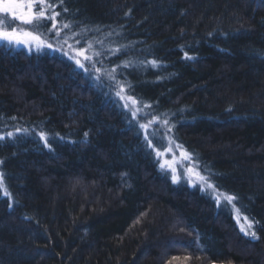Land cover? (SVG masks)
I'll return each instance as SVG.
<instances>
[{
    "label": "trees",
    "instance_id": "obj_1",
    "mask_svg": "<svg viewBox=\"0 0 264 264\" xmlns=\"http://www.w3.org/2000/svg\"><path fill=\"white\" fill-rule=\"evenodd\" d=\"M45 3L39 33L94 61L0 42V264H264V0ZM105 75L231 210L173 181Z\"/></svg>",
    "mask_w": 264,
    "mask_h": 264
},
{
    "label": "rangeland",
    "instance_id": "obj_2",
    "mask_svg": "<svg viewBox=\"0 0 264 264\" xmlns=\"http://www.w3.org/2000/svg\"><path fill=\"white\" fill-rule=\"evenodd\" d=\"M39 10L40 8L38 6H34L32 9L34 13L39 12ZM46 10L47 8L45 9L46 15L50 16V14L46 12ZM5 20H7L9 24L11 23L10 27L6 30L11 31L12 29H16L20 32H32L35 35H39L41 39L46 42V44L52 45L51 48L45 46L42 47L41 49H36L35 46H32L30 49L29 45L26 44L15 45L16 47H23L29 50H42L45 48L50 49L52 51L59 50L69 58L73 59L75 62L79 60L80 64H78V66L81 67V65H83V68H87V69L90 67L89 64H91L92 61H94V56L87 48L85 49L77 48L71 41H68L67 43L63 42L64 44L61 42L59 44L57 40H55L57 35H55V37L53 38L54 42L49 41L48 39L43 37L37 29L40 28V24L43 23L44 21H41L39 25H35V22L33 25L21 24V22L18 19L15 20V22H12V17L10 14L0 13V23L5 22ZM81 52H83L84 54L80 55ZM85 56L90 57V59H85L84 58ZM96 73L99 76L100 73L99 72ZM105 76L109 79L107 83H109L110 85L108 86L110 88L115 89V91L119 93L120 99L122 100L124 105H127L126 108L128 109V111H130L132 115L133 112H136V115L133 117L136 118L138 121H141L143 125H147V128L149 129L150 132H147L146 134L148 139L151 140V144L153 145V142L157 143V141H159L160 146L155 147V150L161 153V155L159 156L157 155V156L161 160V165H164L163 169L171 176V178L173 179L174 176L176 177V179L175 180L173 179V181H175L176 183H186L192 187H199L202 191L210 193L216 199L219 206H225L227 209L231 210L232 207L234 206V201L228 202L225 199V196H229V195L219 192L215 188V186L214 188L207 187V183L200 180L199 178L200 176L206 178H208V176L200 169L196 161L193 159L192 154L189 153L185 148H183L179 142L174 140L172 136H170V131L167 130L168 128L167 125L164 124L162 128H158L156 131V129L152 127L148 122V119L150 118H146L144 114L146 113L145 109L141 105H139L134 98H132L131 96H129L124 92L125 91L123 88L124 85L121 82V80L117 82L112 80V78H110L108 75ZM133 100L136 101L135 104H133ZM176 145H179L180 147L177 148ZM169 147L172 148L171 152L167 151ZM184 153L190 154L191 160L185 159L183 156ZM207 182L214 185L213 182L210 181L209 179ZM235 215L238 219L239 224L244 229L243 231L249 233L252 227L249 228L248 225L249 222L251 221L248 219L245 220V218L240 217L238 213Z\"/></svg>",
    "mask_w": 264,
    "mask_h": 264
},
{
    "label": "snow or ice",
    "instance_id": "obj_3",
    "mask_svg": "<svg viewBox=\"0 0 264 264\" xmlns=\"http://www.w3.org/2000/svg\"><path fill=\"white\" fill-rule=\"evenodd\" d=\"M34 6L40 7L39 12H33L32 9ZM51 7V5H48L45 3V0H0V13L3 14H10L12 17V22H15V20H19L21 24H27V25H33L35 22V25H39L41 21L46 20H54L55 15H59V13H55L52 16H48L45 13V9ZM64 11H67V9H64ZM10 27V24L5 20V22L0 23V42L6 43L7 45H19V44H26L29 45L30 49L32 46H35L36 49H41L42 47H49L51 48V44H46L45 41L41 39L39 35H35L32 32H20L16 29H12L11 31L6 30ZM52 27L55 29L56 24L53 23ZM64 28L70 27L68 24L63 25ZM57 34H59V30H57ZM91 47V45H89ZM84 53L81 52L80 55H83ZM99 55V53H97ZM185 57L188 59H192V57H189L187 53H185ZM85 59H90V57L85 56ZM77 64H80V61H76ZM153 65H156V61L151 62ZM83 67V65H81ZM119 95V93H118ZM132 99V98H129ZM136 101L133 100V104H135ZM127 107V105H125ZM136 115V112H133V116ZM166 123V122H165ZM142 128H147V125H141ZM16 131H20V129H17ZM9 137L13 135V133L9 132L7 134ZM87 135V134H86ZM40 136L42 139H45V133L41 132ZM147 138V137H146ZM0 139H4V137L0 136ZM149 145L151 146V140L148 141ZM177 148H179V145H176ZM167 151L171 152L172 148L169 147ZM157 155H161V153L157 152ZM185 159L191 160L190 154L184 153L183 154ZM163 168L164 165H161ZM201 181H204L207 183V187L214 188V185L211 183H208V178L200 176L199 177ZM3 174L0 173V183H2ZM173 179L175 180L176 177L174 176ZM225 199L228 202H232L235 197L233 196H225ZM238 211V210H237ZM245 220H247V217H245ZM248 227H252L251 222H249ZM242 230H244L242 228ZM251 235L255 238L256 234L255 232H252Z\"/></svg>",
    "mask_w": 264,
    "mask_h": 264
}]
</instances>
